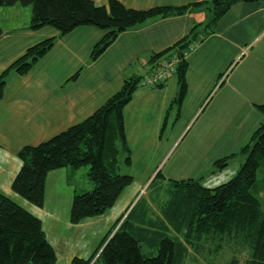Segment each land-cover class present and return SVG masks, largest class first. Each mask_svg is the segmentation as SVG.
<instances>
[{
  "label": "crops",
  "instance_id": "obj_1",
  "mask_svg": "<svg viewBox=\"0 0 264 264\" xmlns=\"http://www.w3.org/2000/svg\"><path fill=\"white\" fill-rule=\"evenodd\" d=\"M92 1L99 6L109 4V0ZM118 1L129 9L146 10L204 0ZM31 15L30 6L0 7L4 30L0 75L28 48L56 37L51 50L27 74L8 72L0 98V193L41 220L56 264L92 257L114 224L147 193L158 172L167 180H200L208 188L226 182L229 165L215 170L216 161L245 148L264 122L257 108L264 104V0L233 5L188 55V88L181 106L175 103L177 74L162 87L140 84L123 110L131 165L122 168L127 167L133 182L106 213L78 224L70 221L73 198L77 189L89 188L88 182L79 175L74 183L68 182L66 168L51 171L46 178L44 205L37 207L12 189L22 167L19 151L86 120L127 78L147 76L152 55L172 47L195 24L205 23L208 13L199 10L149 19L119 34L96 60H91V53L105 31L81 26L60 37L50 26L32 30ZM166 168L182 172V178L168 176Z\"/></svg>",
  "mask_w": 264,
  "mask_h": 264
},
{
  "label": "trees",
  "instance_id": "obj_2",
  "mask_svg": "<svg viewBox=\"0 0 264 264\" xmlns=\"http://www.w3.org/2000/svg\"><path fill=\"white\" fill-rule=\"evenodd\" d=\"M258 1L204 0L180 7L136 10L126 8L118 0H109L108 7L96 5L92 0H0V7L30 6V28L50 26L58 30L60 37L81 26L105 31L93 47L91 60L100 57L119 34L149 19L207 11L205 23L195 24L188 35L151 57L152 69L172 55L180 59L175 103L181 106L188 88L185 51L194 42L206 39L233 5ZM3 33L0 26V37ZM55 40L56 37L47 38L31 46L0 75V98L8 72L27 74L51 50ZM141 79L127 78L122 88L86 120L37 146L23 147L18 153L22 167L13 180V191L31 204L43 207L48 173L66 168L68 182L74 183L79 175L89 184V188H79L74 195L71 223L106 213L133 182L131 175L120 173L122 166L131 165L123 110ZM257 108L264 116V104ZM241 153L245 154V161L236 175L214 188L203 186L200 180H167L160 172L156 173L147 193L114 224L92 257H75L71 264H91L98 252L103 264H184L191 251L200 253L212 243L214 251L226 247L244 255L242 264H264V210L258 182V171L264 167V122ZM230 157L216 161L215 170L225 168ZM83 166H89L84 176L79 171ZM0 264H56L55 251L41 220L1 193Z\"/></svg>",
  "mask_w": 264,
  "mask_h": 264
},
{
  "label": "rangeland",
  "instance_id": "obj_3",
  "mask_svg": "<svg viewBox=\"0 0 264 264\" xmlns=\"http://www.w3.org/2000/svg\"><path fill=\"white\" fill-rule=\"evenodd\" d=\"M226 156H231L229 158V163H228L229 168L226 170V177H224V179L227 182V180L228 181L231 180L236 175V173L238 172V170L240 169V167L244 163L245 154L241 153L240 149H236L235 151H232V153H230V154L226 153ZM165 161H166V159H165ZM165 161L160 165V168L163 166ZM122 167H125V165ZM88 169H89V166H83L79 170L80 174H82L83 176L85 173L88 174ZM132 171L139 174V170L136 168H134ZM128 172H129V170L127 169V167L122 168L120 170V173H122V174H128ZM164 172L168 176H172L175 179L182 178V172L175 173L176 171H174V170L170 171L168 168H166L164 170ZM258 172H259L258 173V182H259V188H260L259 198H260V202L262 204L263 210H264V167L260 168ZM214 247H215V244L212 243V244H209L206 247H204V250L201 251L200 253H196V252L191 251L190 256L187 258V260L184 262V264H242L243 260L246 258L244 255L236 254L234 249L224 247L223 249H220L218 251H214L213 250ZM99 254L100 253L98 252L95 255L91 264H103L102 262L99 261V258H98Z\"/></svg>",
  "mask_w": 264,
  "mask_h": 264
},
{
  "label": "built area",
  "instance_id": "obj_4",
  "mask_svg": "<svg viewBox=\"0 0 264 264\" xmlns=\"http://www.w3.org/2000/svg\"><path fill=\"white\" fill-rule=\"evenodd\" d=\"M199 45L200 42L191 44L184 53L185 58H187ZM179 62L180 59L176 55L161 60L147 76L141 79V84L149 87H159V85L163 84L171 75L177 73Z\"/></svg>",
  "mask_w": 264,
  "mask_h": 264
}]
</instances>
